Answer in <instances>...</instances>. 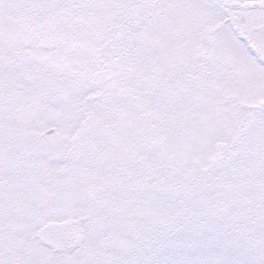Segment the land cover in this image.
<instances>
[{
	"label": "snow or ice",
	"instance_id": "snow-or-ice-1",
	"mask_svg": "<svg viewBox=\"0 0 264 264\" xmlns=\"http://www.w3.org/2000/svg\"><path fill=\"white\" fill-rule=\"evenodd\" d=\"M0 264H264V0H0Z\"/></svg>",
	"mask_w": 264,
	"mask_h": 264
}]
</instances>
